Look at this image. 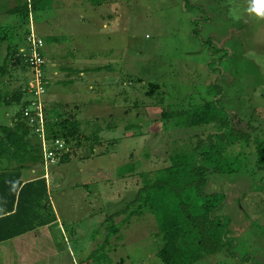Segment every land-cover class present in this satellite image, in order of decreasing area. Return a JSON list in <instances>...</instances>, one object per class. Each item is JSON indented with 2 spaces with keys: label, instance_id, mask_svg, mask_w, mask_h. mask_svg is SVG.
I'll return each instance as SVG.
<instances>
[{
  "label": "rangeland",
  "instance_id": "1",
  "mask_svg": "<svg viewBox=\"0 0 264 264\" xmlns=\"http://www.w3.org/2000/svg\"><path fill=\"white\" fill-rule=\"evenodd\" d=\"M15 3L0 0V33L16 26L11 42L0 41V127L18 120L31 78L29 25L7 14ZM32 22L46 39L43 52L50 60L47 126L53 125L63 141L62 125L77 124V133L66 147L71 159L55 164L49 176L52 208L45 210L50 216L53 209L59 218L51 230L53 250L60 253L45 260L55 251L39 242L38 253L33 248L23 262L81 264L98 250L94 264H163L159 251L165 239L148 206L143 204L142 213L128 221L129 211L114 214L127 209L146 180L171 165V155L187 152L219 131L215 123H184L189 110L213 98L220 97L222 110L230 112L234 133L264 140V12L254 10L252 0H116L101 6L88 0H48L45 9L33 13ZM11 44L17 53H9ZM88 57L98 60L99 83H87L91 73L83 83L57 84L58 78L78 76V60ZM109 71L116 84L106 83ZM172 111L173 117L164 118ZM4 137L0 130V139ZM27 138L40 147L33 130ZM249 147L242 142L229 148L227 162L209 174L206 186L209 194H226L214 215L227 221L234 243L192 264H264V167L257 166ZM6 161L4 156L0 168ZM111 215L121 229L107 244L104 234L112 221L105 219Z\"/></svg>",
  "mask_w": 264,
  "mask_h": 264
},
{
  "label": "trees",
  "instance_id": "2",
  "mask_svg": "<svg viewBox=\"0 0 264 264\" xmlns=\"http://www.w3.org/2000/svg\"><path fill=\"white\" fill-rule=\"evenodd\" d=\"M47 1H18L17 5L8 10L9 14L16 16L20 24L29 25L27 37L33 13L40 8L45 9ZM115 1L88 0V3L101 6ZM15 27V25L8 26V29L0 33V41L11 42L15 37L12 31ZM13 46V44L8 46L9 53L12 50L18 52V48ZM16 61L20 62L18 55ZM150 85L152 88L159 87L158 84ZM214 94L216 95V91ZM9 99L6 94L5 104H9ZM220 100V97L213 98L206 105L189 110L191 114L184 121L188 126L215 123L219 131L212 132L208 140L200 141L191 150L171 155V165L159 169L148 180L145 179L144 186L137 192L133 202L128 204L127 209L114 214L116 217L124 213L128 214L129 211L125 218L128 221L130 216L138 212L142 213L143 204L148 206L149 211L156 217L159 234L165 239V244L159 251L163 264H192L206 255L225 250L228 243H234V239L228 236L227 221L214 215L225 201L226 194L206 192L209 174L222 169L220 165L224 163L229 148L246 142L256 155L257 166L264 167V140L256 137L246 138L241 133H234L233 126L230 125V112L222 110ZM26 102L25 99L24 103ZM188 112H183V115L186 114L187 117ZM174 114L175 111L166 112L163 116L170 119ZM17 119L14 125L0 127L1 131L6 132V137L0 139V163L4 156L7 158L3 163L5 167L0 168V214H5L0 217V241L19 236L40 226L55 225L58 219L53 209L50 216L45 210L48 205L52 208L46 180L39 178L23 184L20 179L22 170L39 165L42 156L38 145L27 138L32 128L23 114H17ZM47 129L49 136L60 137V132L55 131L53 125H48ZM75 133H77V124L68 129L62 125L61 137L66 144L70 143ZM71 156L72 152H67L60 162L69 161ZM133 206L134 209L130 211L129 208ZM49 207L47 209H50ZM112 217L113 215L105 219L108 222L112 221L108 226V235L104 234L107 244L113 235L120 233L121 229ZM118 237L120 239L122 235ZM99 253L100 251L95 250L87 259L81 261V264H94L92 262L94 255ZM95 260H98L97 256Z\"/></svg>",
  "mask_w": 264,
  "mask_h": 264
},
{
  "label": "built area",
  "instance_id": "3",
  "mask_svg": "<svg viewBox=\"0 0 264 264\" xmlns=\"http://www.w3.org/2000/svg\"><path fill=\"white\" fill-rule=\"evenodd\" d=\"M30 23V32L28 40L27 63L31 71L26 99V107L22 114L24 119L31 126L34 134L37 135L42 161L40 166L43 170V176L49 179L51 168L57 164L63 155L68 151L67 144L59 137L48 136L47 122L44 118L45 95L49 85V79L46 76L50 60L45 56L43 49L45 40L35 31Z\"/></svg>",
  "mask_w": 264,
  "mask_h": 264
},
{
  "label": "crops",
  "instance_id": "4",
  "mask_svg": "<svg viewBox=\"0 0 264 264\" xmlns=\"http://www.w3.org/2000/svg\"><path fill=\"white\" fill-rule=\"evenodd\" d=\"M15 1H16L15 5H17V2L19 0H15ZM81 5H83V4H81ZM83 7H84V5H83ZM11 8H13V7H11ZM11 8H9V9H11ZM8 10H7V14H9ZM88 58H91L92 61L88 60ZM88 58H82L81 60H78L79 61L78 64H80L78 67L80 70L78 72V76L70 77L68 75L67 79H64L61 81H58L59 80V78H58L57 84H60L63 86V83L66 82L67 80H69V83L72 82L73 84H76V82L77 83H83L84 79L86 77H90L91 73H92L91 80L90 81L88 80L87 83L88 84L89 83H95V84L99 83V77L97 78L96 75L100 74L101 71L97 72V69H95L96 62L98 60L94 59V57H88ZM64 61L66 63L70 62L71 58H65ZM88 63L90 64V66L88 65ZM92 64H94V66H92ZM123 70H124L125 75H126L127 74V67L125 69L123 68ZM63 71H65V70H63ZM53 73L56 75H59L60 72L58 69L55 68ZM106 73H109V77L107 75L105 76V78L108 77V80L106 83L114 82L113 84H116L117 79H116V75L114 74V72L109 71V72H105V74ZM126 78H127V76H126ZM96 79H97V81H96ZM124 82H125L124 84H127L126 80ZM89 87H92V85ZM123 92L125 93V90H123ZM124 100H125V102L128 101L126 96H125ZM126 110H127V107L125 109V112L127 113ZM125 128L127 130L129 128L128 125ZM53 169H54V166L51 168L52 172L54 171ZM39 178H44L46 180L47 193L50 196V190H49V188H50L49 182L50 181H49V179H47L43 176V171H42V167L40 166V163L36 167H30V168L23 169L20 179H21L22 183L24 184L28 181L39 179ZM4 215L5 214H0V217H2ZM54 226H52L50 224L45 225V226H40L34 230H30L24 234L19 235V236L0 241V264H29L28 262H23L24 259L26 258V256L27 257L29 256V254H25V253H29L30 250L33 252V248H35L36 252L38 253L36 246L39 242L40 243L42 242V244L49 245L50 252L55 251L56 249L53 250V245L55 244V238H54V235H53L52 230H51L52 227H54ZM23 247H25V248H23ZM58 249H60V248H58ZM45 253H46V251H45ZM59 253H60V251H58V250L55 251L54 254L47 253L48 256H50V257L44 256L43 258L45 260H51V259L57 258ZM33 262L35 263L36 261H33Z\"/></svg>",
  "mask_w": 264,
  "mask_h": 264
},
{
  "label": "clouds",
  "instance_id": "5",
  "mask_svg": "<svg viewBox=\"0 0 264 264\" xmlns=\"http://www.w3.org/2000/svg\"><path fill=\"white\" fill-rule=\"evenodd\" d=\"M252 3L254 10H256L258 13L264 12V0H252Z\"/></svg>",
  "mask_w": 264,
  "mask_h": 264
}]
</instances>
